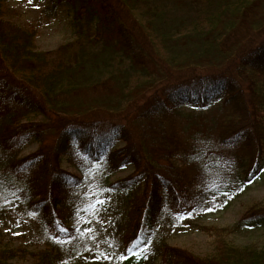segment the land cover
Listing matches in <instances>:
<instances>
[{
	"label": "trees",
	"instance_id": "obj_1",
	"mask_svg": "<svg viewBox=\"0 0 264 264\" xmlns=\"http://www.w3.org/2000/svg\"><path fill=\"white\" fill-rule=\"evenodd\" d=\"M43 6L44 21L63 13L74 35L49 51L0 0V210L15 206L38 242L0 241V264H82L104 247L127 248L123 264H264V244L229 238L264 228L255 201L229 225L197 224L209 235L198 252L157 236L165 212L212 208L263 168L264 0Z\"/></svg>",
	"mask_w": 264,
	"mask_h": 264
},
{
	"label": "rangeland",
	"instance_id": "obj_2",
	"mask_svg": "<svg viewBox=\"0 0 264 264\" xmlns=\"http://www.w3.org/2000/svg\"><path fill=\"white\" fill-rule=\"evenodd\" d=\"M43 5L44 0H6V16L23 26L31 25L36 28L37 34L34 38L36 48L49 51L56 49L61 43L70 41L74 38V35L63 13L59 14V17L54 20L44 21L41 17ZM261 76L264 82V73ZM37 146L35 142L26 145L20 155L32 152ZM60 165L64 169L67 168L74 171V168L66 161H63ZM262 167L255 176V179L249 182L243 189L229 194L227 197H218L214 200L215 206L212 208H206V210H201L194 215H186L185 217L178 215L174 220H169L167 217L169 214L165 212L157 224V236L161 235L169 245L179 246L185 250L198 252L201 249H206L209 235L203 233L205 230H198L197 224L206 226L229 225L239 217L243 207L250 202L255 201L264 205V164ZM90 169L88 174L100 170L95 165ZM130 171L131 167L123 168L110 175L109 180H118L130 174ZM97 189L98 185L95 180L90 194L96 192ZM81 207L84 208L81 211V215L87 217L85 215L87 206L81 205ZM16 209L14 206V208L6 207L0 210V241L4 245L23 246L34 249L38 245L34 223L22 218ZM105 212L106 209L103 207L94 214L99 219L98 216H102ZM91 230H94V228ZM229 238L236 245L253 243L257 246H262L264 244V228L240 232V234L231 235ZM109 250L105 247L102 248L97 252V256H94L89 262L82 264H123L124 254L129 252L127 248L123 247H119L117 250ZM156 261L154 263L147 261L145 264H156Z\"/></svg>",
	"mask_w": 264,
	"mask_h": 264
},
{
	"label": "snow or ice",
	"instance_id": "obj_3",
	"mask_svg": "<svg viewBox=\"0 0 264 264\" xmlns=\"http://www.w3.org/2000/svg\"><path fill=\"white\" fill-rule=\"evenodd\" d=\"M95 167H96V168H99L100 165H99V164H95ZM104 203H105V201L102 200V199H100V200L95 201L92 205H90V207L93 209V211H96V210H97L96 205H102V204H104ZM30 214H31V213H30ZM56 239H57V242H58V243H66V241H61V240H59L58 238H56ZM132 243L134 244L135 241H132Z\"/></svg>",
	"mask_w": 264,
	"mask_h": 264
}]
</instances>
